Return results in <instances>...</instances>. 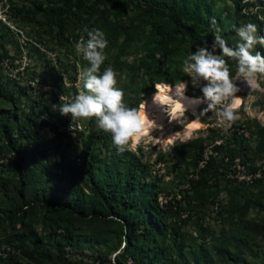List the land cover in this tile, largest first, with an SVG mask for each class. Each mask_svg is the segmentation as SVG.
I'll use <instances>...</instances> for the list:
<instances>
[{
	"label": "trees",
	"instance_id": "1",
	"mask_svg": "<svg viewBox=\"0 0 264 264\" xmlns=\"http://www.w3.org/2000/svg\"><path fill=\"white\" fill-rule=\"evenodd\" d=\"M224 1L231 4L10 0L9 9L22 27L31 26L39 45L65 48L83 70L89 64L83 57L77 60L74 43L86 39L89 30L101 29L108 40L101 72L111 66L124 102L139 109L156 85L190 78L182 70L184 59L199 47L210 48L217 30L233 48L240 42L233 25L251 22L257 35H264V0ZM10 43L21 52L11 28L0 20V62L13 57L6 47ZM31 49L44 56L39 46ZM252 51L264 55V46L256 44ZM223 58L234 77L237 61ZM75 62L68 87L55 65L41 75L39 83L52 81L59 92L31 96L28 82L0 80V236L13 247L0 255V264H264V170L251 184L227 176L236 158L249 172L259 169L264 126L248 121L250 134L235 132L232 138L208 127L206 139L177 145L172 180L179 189L169 190L165 174L153 176L142 152L119 151L95 118L72 122L71 114L53 111L61 103L59 93L74 98L79 92ZM190 88L188 95L202 96L201 87ZM253 136L258 137L255 145ZM218 138L225 143L216 145ZM206 143L215 144L229 161L212 157L196 172ZM73 148L74 158L69 154ZM161 194L168 197L163 205ZM214 213L219 228L208 220Z\"/></svg>",
	"mask_w": 264,
	"mask_h": 264
},
{
	"label": "clouds",
	"instance_id": "2",
	"mask_svg": "<svg viewBox=\"0 0 264 264\" xmlns=\"http://www.w3.org/2000/svg\"><path fill=\"white\" fill-rule=\"evenodd\" d=\"M212 24L215 26V20ZM233 28L240 40L235 48L230 47L217 30L210 48H197L184 59L182 69L191 76L194 86L201 87L202 96L195 99L207 104L203 112L213 111L226 128L239 118L236 109L240 89L223 57L237 61L238 76L250 87H258V77H264V55L252 51L256 44L264 46V35L258 36L257 25L251 22L238 28L233 25ZM107 45L105 33L98 28L89 30L87 38L76 44L77 53L83 55L89 66L79 73L75 85L80 89L78 94L71 100L61 95V103L59 107L53 105V111L64 116L71 114L73 121L95 118L97 126L111 134L119 151L133 150L136 147L134 138L143 132L145 122L140 109L124 102V92L117 87L113 68L109 66L101 72ZM64 86H69L67 77H64ZM181 87L186 89L187 86L183 82ZM156 88L158 90L159 85Z\"/></svg>",
	"mask_w": 264,
	"mask_h": 264
},
{
	"label": "rangeland",
	"instance_id": "3",
	"mask_svg": "<svg viewBox=\"0 0 264 264\" xmlns=\"http://www.w3.org/2000/svg\"><path fill=\"white\" fill-rule=\"evenodd\" d=\"M14 2L21 4L23 3V0H14ZM225 3L228 5L231 4V2L229 1L225 2L224 0H218L216 5L223 6ZM9 4H10V0H0V12H1L0 17L6 18L7 24L12 30L14 39H17L19 43L23 45V47L21 48L22 53L20 54L23 53L27 54L28 62L30 63V69L26 71L25 76L21 79V84L26 83L31 78L32 79L38 78L41 80V75L45 73V70L48 73V71L52 70V65H55L56 70L58 72H62L64 77H67L68 85H70L71 83H69L70 80L69 78L70 75H72V73L74 72L73 67H71V65H73L75 62L74 54H70L65 50V48L55 47L53 49L52 45L49 44L39 45L36 39L37 35L35 31L31 28L30 25H25L23 27L21 26V23L18 20H16L13 13L10 12ZM2 21L6 24L4 20ZM80 41L81 40H79L78 42ZM78 42L74 43L75 46L74 52H76L77 60L83 57L81 53H77L76 51V44ZM32 45L39 46L40 52L44 54L43 56L44 58L43 57L39 58L37 51L31 49ZM6 47L12 53L17 52L15 46L11 43L7 44ZM46 59L51 60V64L46 63L45 61ZM76 66H78L79 68L78 70V76H79V73L83 71V69L77 63ZM15 72L16 70L13 71L12 69L0 68V80L1 78H3L4 80H6L7 78H11L9 76H13ZM233 79H234V83L239 87L240 91L237 93L239 103L236 109V114L239 118L232 124V127H238V129H236L237 130L236 132H239L240 134L244 133L247 136V134L248 135L250 134L246 126V123L248 121H257L264 126V77H258L257 79L258 87H250L246 81H244L242 78L241 79L239 78L238 67H237ZM184 83L186 84V86L192 85V88H190L192 91L197 90L199 88L193 85L191 76L188 80L184 81ZM202 83L203 82H201V84ZM163 85L168 88L172 84L163 83ZM186 89H184V91H186ZM44 90H50V91L53 90V92L54 91L59 92V89L53 86L52 81H49L48 84H44V83H39V81L37 80L35 88L32 89L30 88L29 95L35 96L37 92L39 91L42 92ZM59 95L61 96V93H59ZM65 98L66 100L74 99L73 96L70 97L65 96ZM206 107H207L206 103H200V105L196 110V113L185 111L183 112L182 115H180L178 118H175L172 122H170L171 119L168 120L166 126L162 129V131L158 130L154 134L141 137L136 142V147L133 150H131L135 152L137 155H139L140 152H142L143 160L146 162H150L153 176L157 174L166 175L165 180L169 181L168 184L169 190L173 189L175 191H178L179 189V182L177 180L175 181L172 180L173 178L172 170L174 163L172 156L175 152V147L177 145L195 138L206 139L208 137V127H213L215 129L221 130L222 133L227 136V138H232L233 134H235V131L230 132L231 129L230 127L226 128L224 125L220 124L218 117L213 111L203 112V110ZM204 117H206L205 120L201 122L202 118ZM193 120H198L199 126L195 130H192L188 137H184L183 135L172 136L174 132L185 128ZM74 121L72 120V122ZM79 124L81 123H76L77 128H81ZM257 140H258L257 136L252 137V141L254 145L257 143ZM69 154L71 155L72 158H74L77 155V152L73 148L70 150ZM160 154H164L166 156L163 157L161 161H156ZM263 160L258 159L256 163L260 164L263 162ZM159 185L164 186V183L160 182ZM223 194L226 197L225 192ZM214 215L215 213L211 218H208V220H211V222L215 225V227L219 228L218 227L219 225L214 219ZM190 229L194 230L195 228L193 227V225H191ZM87 262L89 264L92 261L89 260Z\"/></svg>",
	"mask_w": 264,
	"mask_h": 264
},
{
	"label": "bare ground",
	"instance_id": "4",
	"mask_svg": "<svg viewBox=\"0 0 264 264\" xmlns=\"http://www.w3.org/2000/svg\"><path fill=\"white\" fill-rule=\"evenodd\" d=\"M181 84L170 85L168 88L159 84V89L142 101L139 109L145 126L143 132L134 138L136 142L143 136L154 134L158 130L162 131L168 120L171 119L172 122L185 111L196 113L201 102L195 99L197 97L188 95ZM198 126V120H193L185 128L174 132L172 136L188 137Z\"/></svg>",
	"mask_w": 264,
	"mask_h": 264
},
{
	"label": "built area",
	"instance_id": "5",
	"mask_svg": "<svg viewBox=\"0 0 264 264\" xmlns=\"http://www.w3.org/2000/svg\"><path fill=\"white\" fill-rule=\"evenodd\" d=\"M1 14V12H0ZM4 20L7 24V20L6 18H2L0 17V20ZM1 20V21H2ZM3 22V21H2ZM8 25V24H7ZM21 48L23 47V45L20 43ZM38 46V45H36ZM22 53V52H20ZM18 55V53H12L10 52V55L13 57H6L3 58V60L0 62V66L1 68H5V69H12L13 71L16 70L15 74L13 76H9L11 77V79H16L21 83V79L25 76V73L27 70L30 69V63L28 62V55L23 53ZM37 80L39 81V79L34 78V79H30L29 81H27L29 88H35V85L37 83ZM41 89V88H40ZM38 93V92H37ZM230 132L232 131H237L236 129H238V127H230ZM227 137V136H226ZM225 143V138H218L215 141L216 145H221ZM215 144L213 143H206L203 154L201 159L198 162V166L195 168L196 172L200 169L203 168L208 162L209 160H211L212 157H223L225 159V162L229 161V156L226 155V153H222L219 152V150H217L215 148ZM259 166V169L255 172H249L247 167L241 163L240 158H236L234 160V163L231 165L230 170L227 173V176L232 179L235 180L237 183H247V184H251L253 183V181L256 178H259L262 176V170H264V162L257 164ZM192 176L196 177L197 174L193 173ZM224 194H221V198H224ZM160 203L161 205H163L164 203L167 202L168 197L164 194L160 195ZM218 202L215 203V207H217ZM13 251V247L10 244L4 243L2 241V238L0 236V255L2 256H7L9 253H11ZM115 256V254L113 255V257ZM57 264H66V263H57ZM89 264H95L94 262H90Z\"/></svg>",
	"mask_w": 264,
	"mask_h": 264
}]
</instances>
